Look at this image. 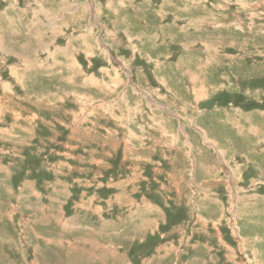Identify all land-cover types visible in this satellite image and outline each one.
<instances>
[{
  "label": "rangeland",
  "instance_id": "374dc122",
  "mask_svg": "<svg viewBox=\"0 0 264 264\" xmlns=\"http://www.w3.org/2000/svg\"><path fill=\"white\" fill-rule=\"evenodd\" d=\"M0 264H264V0H0Z\"/></svg>",
  "mask_w": 264,
  "mask_h": 264
}]
</instances>
